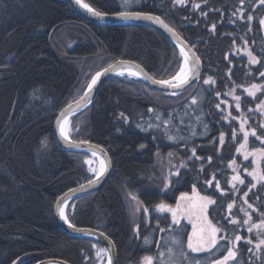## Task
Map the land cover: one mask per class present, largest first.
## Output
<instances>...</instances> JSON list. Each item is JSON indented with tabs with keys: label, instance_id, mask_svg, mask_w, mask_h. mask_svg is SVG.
Returning <instances> with one entry per match:
<instances>
[{
	"label": "trees",
	"instance_id": "obj_1",
	"mask_svg": "<svg viewBox=\"0 0 264 264\" xmlns=\"http://www.w3.org/2000/svg\"><path fill=\"white\" fill-rule=\"evenodd\" d=\"M86 1L107 13L137 10L161 15L195 47L203 74L199 82L175 95L139 79L114 77L88 109L71 117V137L104 146L113 172L102 189L68 204L69 220L106 232L116 244L118 264H141L146 255L155 258L154 264L161 259L210 264L226 254L227 242L219 240L216 249L197 255L187 247L191 224L185 219L173 224L169 213L156 210L161 202L174 206L182 192L191 193L195 186L215 201L208 218L224 228L218 238L234 231L244 238L238 242L237 260L228 264H264V247L258 252L254 246L261 230L249 233V225L229 223L246 218L241 208L252 215V223H259L264 212V181L258 183L248 175L257 164L251 155L244 158L245 151L264 144L249 135L246 148L237 151L243 143V120L245 130L254 128L264 138L260 126L264 111L258 108L264 102V77L259 75L264 72V27L259 24L264 4L244 0L245 19H237L232 13L241 7L240 0H186L183 6L173 0H130L127 8L124 0ZM195 3L199 9L193 8ZM250 12L254 18L248 22ZM248 51L260 62L250 64ZM118 59L136 61L161 79L173 77L183 62L177 46L154 27L94 23L63 0H0V264L45 258L98 263L95 248L102 245L68 234L54 211L64 192L94 177L87 165L93 155L60 147L54 126L60 111L83 94L92 76ZM209 77L214 83L205 84ZM254 83L262 87L249 96ZM235 96H240V109ZM158 151L177 153L185 162L164 191L153 182ZM259 168L264 171V161ZM237 174L243 185L232 181ZM125 191L135 192L148 208L138 229L127 209ZM245 199L257 211L249 209ZM233 201L230 212L227 205ZM145 237L151 243L145 244ZM172 237L182 242L185 257L171 243ZM247 238L252 245L245 243ZM169 247H176L171 257Z\"/></svg>",
	"mask_w": 264,
	"mask_h": 264
},
{
	"label": "snow or ice",
	"instance_id": "obj_2",
	"mask_svg": "<svg viewBox=\"0 0 264 264\" xmlns=\"http://www.w3.org/2000/svg\"><path fill=\"white\" fill-rule=\"evenodd\" d=\"M76 4H78L81 8L87 10L89 13H91L92 15L96 16V17H100L103 18L104 17V13L97 11L96 9L92 8L88 3L83 2V0H75ZM125 4H127L129 2V0H124ZM206 2V0H205ZM186 0H173V4L174 5H185ZM241 3V7L237 8L235 11H233L232 16L236 17L237 19H245L244 17V10L242 8V5L244 3V0H240ZM260 4H264V0H259ZM193 8L195 9H199L200 8V4L199 3H195L193 4ZM118 17L124 20H128V19H132V18H144V19H149V20H154L157 23L162 24L169 32H172L173 35H176L174 29H172L171 27H169L167 24L164 23L163 20H161V18L159 16L153 17L147 14H142L140 12H128V11H121L118 14ZM202 15H207V13H202ZM253 15L250 12L246 19L248 22H251L253 20ZM231 23H235L234 20H230ZM259 24L264 27V17H261L259 19ZM213 30L215 29V25H212ZM248 31H251V27H249ZM233 43H235V41H233ZM245 44L247 45V41L245 40ZM180 55L182 57H184V63L183 65H181L179 67V71L176 73V75L174 77H172L171 79L168 80H154L153 82L156 84H160V85H167L171 88H179L181 87L183 84L187 83L189 76L188 73L192 70H196L198 69V65H199V57H195V53H193V57H194V61H193V66L192 69L188 68V53L185 52V49L182 47L180 49ZM247 55L249 56V63L250 64H255V63H259L260 61L257 59L256 56L253 55L252 51H248ZM110 68L112 66H109ZM108 69H105L104 72H107ZM103 73L101 72H97L91 79V82L87 85V89L88 92H90L93 88V86L97 83L98 79L100 78V76ZM119 75H124L123 71H120L118 73ZM198 75V71L196 73ZM129 75H137L136 72L129 70ZM260 76L264 77V72H260L259 73ZM175 81V82H174ZM205 84H209V83H214V81H212L211 77H209L208 79H206L204 81ZM262 86L261 85H257V84H252L250 86V89H248V95L249 96H255V91L259 90ZM88 92H85V96L88 95ZM173 95H175L176 93H172ZM219 95V93H218ZM81 99L83 100L84 97H81ZM235 101H236V108L240 109V96H235L234 97ZM90 102V101H89ZM79 103V102H77ZM193 103H196L195 100H193ZM217 107H219V105H217ZM69 108H71V105H69ZM258 108L262 111H264V102H261L260 105H258ZM123 116V114H121ZM58 123L60 124L59 127V134L61 137H63L65 140L69 139V134L68 131L66 129V125L68 124V119L66 117V115L62 112L61 113V117H58ZM245 123H247L246 120H243V122L240 124V130L243 132V143L240 144L239 148L237 149L238 152H240L241 150H244L248 144V140H249V135H251L252 137H255L257 140H260L262 144H264V138H261L260 136L257 135L256 129H251V131L249 132L248 130H245ZM262 128H264V124L260 125ZM206 127V126H205ZM236 136V132L233 131V138H235ZM169 139H172V137H169ZM220 142L223 143L224 142V135L223 133H221L220 136ZM143 147V145L141 146ZM193 152V156H195V149L192 150ZM93 155L95 156L96 153L94 152ZM171 155V154H170ZM251 155L253 157V163L257 164V167L253 170L248 172V175L252 177L253 180L259 182L264 181V171H262L259 168V164L261 161H264V147H260L257 148L251 152H244V158L248 159V156ZM197 159H199V157H197ZM211 160V158L209 157V161ZM235 164V161L232 162V165ZM184 165L182 164L181 167H183ZM231 166V165H230ZM234 171H236V169H233ZM91 171L95 172V175L97 178H99L103 172L105 171V165L104 162L101 161V166L99 168V170L96 169H91ZM173 174H178L177 173H173ZM213 179H215V177L213 176ZM232 181L236 182L238 181L239 184L243 185L245 183L244 179L241 178V176L239 174L237 175H233L232 176ZM89 185H91L93 183L92 180H89ZM206 183L211 186L212 184V180H208L206 181ZM216 188L219 189L220 188V184L219 181L216 182ZM83 187V186H81ZM256 184H251V188H255ZM251 188L249 190H251ZM233 189L235 190V184H233ZM248 196V192L244 193V197ZM133 199H136V197H133ZM181 202H184L183 204ZM139 204V201L137 202ZM215 201L212 200L210 197L208 196H202L200 195L195 186H193L192 188V195L190 196L188 193L186 192H182L180 194V198L179 201L176 204V207L173 208L170 205H167L163 202H161L160 204L156 205V210L159 212H169L171 213V219H172V223L173 224H179L180 222V217L182 216H186L190 222H192V233L188 236V241H187V247L192 251V252H211L213 249H216L219 243V240H225L227 242V247H226V254H224L222 257L214 259L212 261H210V264H228L229 261H236L237 260V253L239 251L238 248V242L241 241L242 239H244L241 235L236 234L235 231L233 232L232 236H229L227 234L220 236L218 238V233L225 231L224 228L221 227H217V225L213 224L211 220L208 219L206 213H207V208L208 205L210 204H214ZM244 203L247 204V207L249 209H252L254 212L257 211L256 208L253 207V204L248 203V201L245 199ZM235 205V201H233L232 203H229L227 205V208L229 209V211L231 212V209H233ZM67 207L66 203L62 202V201H58L57 202V210L59 213V216L62 220H64V222L67 224L68 228L73 229L74 231L77 232H81L84 235H91V233L89 231L83 230V229H79L76 227L75 224L71 223L69 221L68 216L65 214V208ZM139 207L137 208V211H139ZM143 211L145 213V215H147L148 213V208L145 207L143 208ZM241 212L244 213V216L246 217L245 219L238 220L236 218H233L231 220H229V223L240 227L241 225H249L248 227V232L251 233L253 231V228L255 229H259L261 231H257L256 232V239L258 240V242L255 243V249L259 252L262 247H264V212L260 213V221L259 223H252V215L245 210L244 208L240 209ZM193 217H195V221H193ZM139 226H137L138 229ZM161 231H164V229H160ZM151 243V241L145 237V244H149ZM171 243L173 245H175L178 248H181V251L179 253V255L181 257H185V253L182 250V242L175 238L172 237L171 238ZM245 243L248 245H252L253 244V240L251 238H247L245 239ZM93 247H95V245H93ZM249 252L253 251L252 247L248 248ZM100 253H104V255L108 256V264H111V256L108 255V250L104 249V248H100L97 252V255H99ZM168 253H169V257L172 256L173 254V248L169 247L168 248ZM160 256H163V253H160ZM259 258V257H258ZM154 257L151 255H146L143 257L141 264H154ZM160 264H179L178 261H174V260H160ZM237 264H240L239 261H237Z\"/></svg>",
	"mask_w": 264,
	"mask_h": 264
},
{
	"label": "water",
	"instance_id": "obj_3",
	"mask_svg": "<svg viewBox=\"0 0 264 264\" xmlns=\"http://www.w3.org/2000/svg\"><path fill=\"white\" fill-rule=\"evenodd\" d=\"M63 1L70 4L73 7V9L78 14H80L83 18H85L86 20H89L91 22H94V23H98L101 25H107V26H109V25L137 24V25H147V26H151V27L158 29L160 32H162L165 36H167L177 46L179 51L182 47L185 49V52L188 53V68L189 69H192V66H193L194 57L192 54L195 53V57H199L198 69L190 71L188 73L189 79H188L187 83L183 84L179 88H171L167 85H160V84H156L153 82L154 80H168V79H171L172 77L167 78V79L156 78L140 63L133 61V60H130V59H118L115 62L109 64L108 66H106V67H104L98 71V72H101L103 74L100 76L97 83L93 86V88L90 92H88V89L86 87L85 91L83 92V94L78 99L70 102L60 111L58 117H61V113L63 112L68 119V124H67L66 129H67L68 134H69L68 140H65L63 137L60 136V134H59L60 124L58 123V117H57V119L55 121V126H54V134H55V138H56L58 144L60 145V147H62L63 149H66V150H71V151L89 152L92 155L95 152L96 153L95 157H97L98 159L101 158V161H103L104 165H105V171L103 172V174L99 178H97L95 175L92 179H90L93 181V183L91 185H89V183H88L89 180L85 181V182L67 190L58 198L57 202L62 201L64 203H66V205L68 206V204L74 198H77V197H80V196H83V195H86L89 193H93V192H96V191L102 189L106 185V183L108 182V180H109V178L113 172V161H112L111 155H110L109 151L104 146H102L96 142H93V141H79V140H75L71 137V135L69 133L71 117L73 115H75L76 113H79L81 111L88 109L93 104V102L95 101L100 89L103 87V85L106 83V81H108L109 79L114 78V77L127 76V77L142 80V81L146 82L150 87L157 89V90H161V91H165V92H169V93L175 92L176 94L181 93V92L185 91L186 89L190 88L193 84H195L201 80L202 74H203V61H202L199 53L195 49V47L186 38H184L174 26H172L168 21H166L159 14L152 13V12H145V11H137V10H125V11L133 12V13L140 12L142 14H147V15H150L153 17L159 16L161 18V20L164 21L165 24H167L169 27L174 29L176 35H173V33L169 32L162 24L157 23L154 20H149V19H144V18H139V19L132 18V19L124 20V19L119 18L117 15L121 11L114 12V13L102 12V11L96 9L94 6H92L86 0H83V2L88 3L92 8H94L97 11H100V12L105 14L103 18H100V17H96V16L92 15L87 10L81 8L78 4H76L75 0H63ZM183 63H184V57H183L182 65H183ZM109 66H112V67L110 68ZM105 69H108V71L104 72ZM129 70L136 72L137 75H129ZM120 71H123L124 75H119L118 73ZM197 71H198V75L196 74ZM91 79H90L89 83L91 82ZM85 92H88L87 96H85ZM81 97H84V99L82 100ZM77 102H79V103H77ZM69 105H71V108H69ZM101 161H100V166H101ZM81 186H83V187H81ZM57 202L55 204L54 211H55V217H56L59 225L68 234H70L72 236L88 238V239L94 240L97 243L101 244L104 249L108 250V255L111 256V264H118V251H117V247H116L114 240L106 232H104L101 229L92 228V227H83V226H77L76 225L77 228L89 231L91 233V235H84L81 232H77V231H74L73 229L68 228L67 224L59 216V213L57 210ZM66 210H67V207L65 208V214L67 215ZM11 264H71V263L66 261V260L59 259V258H45V259H41V260H38L35 262H30L28 260L21 261V262L14 261ZM106 264H108V256H107V263Z\"/></svg>",
	"mask_w": 264,
	"mask_h": 264
},
{
	"label": "rangeland",
	"instance_id": "obj_4",
	"mask_svg": "<svg viewBox=\"0 0 264 264\" xmlns=\"http://www.w3.org/2000/svg\"><path fill=\"white\" fill-rule=\"evenodd\" d=\"M129 2H130V0H129ZM129 2L127 4H125V2H124L123 6L125 8L129 7V5H130ZM192 100H195L197 102L198 101V96L195 95L192 98ZM194 104H196V103H194ZM182 164L184 165L185 162L181 158V156H179L177 153H174V152L162 153L161 151H158L156 153V155H155V169H156L157 174L153 177V180H154L153 182L156 184V188L159 189L160 191L166 190L169 187L173 176H175V174H173V173H177V171H179V169L181 168ZM87 165H88V167L90 169V172L95 174V172L91 171V169L99 170L100 161H99V159L97 157L92 156L91 158L87 159ZM188 194L191 196L192 192L188 193ZM133 197H136V199H133ZM179 198H178V201H179ZM124 200H125L127 209H128V211L130 213V216H131L134 224L137 227V224H138V221H139L141 215H144L147 218L149 213H147V215H145V213L143 211V208H145V205L139 199V197L137 196V194L135 192L125 191ZM138 201H139V204L137 203ZM181 203L183 204L184 202H181ZM176 204L174 206H171V207L175 208ZM210 205H208V208L210 207ZM138 207L140 209L139 211H137ZM208 208H207V213H206L207 217H208ZM162 213H166V211L162 212ZM167 213H169V212H167ZM169 214H170V217H171V213H169ZM179 219H180V221L185 219L186 221L190 222L189 219L186 216H182ZM171 221H172V219H171ZM193 221H195V217H193ZM190 223H191V226H192V222H190ZM99 249H100V247H96L95 248L96 256L98 258V263L97 264H106L107 263V256L104 255V253H100L99 255H97V252H98ZM174 252H176V247L173 248V253ZM195 254L200 255L202 253L199 252V253H195ZM175 257L179 258V256H177V255ZM158 261H159V258H158Z\"/></svg>",
	"mask_w": 264,
	"mask_h": 264
},
{
	"label": "flooded vegetation",
	"instance_id": "obj_5",
	"mask_svg": "<svg viewBox=\"0 0 264 264\" xmlns=\"http://www.w3.org/2000/svg\"><path fill=\"white\" fill-rule=\"evenodd\" d=\"M209 220H210V219H209ZM189 223H190V222H189ZM190 224H191V223H190ZM191 229H192V227H191ZM191 233H192V230H191L190 234H191ZM190 234H189V235H190ZM195 253H197V252H195ZM201 253H204V252H201Z\"/></svg>",
	"mask_w": 264,
	"mask_h": 264
},
{
	"label": "bare ground",
	"instance_id": "obj_6",
	"mask_svg": "<svg viewBox=\"0 0 264 264\" xmlns=\"http://www.w3.org/2000/svg\"><path fill=\"white\" fill-rule=\"evenodd\" d=\"M66 128H67V125H66ZM99 160L101 161V158Z\"/></svg>",
	"mask_w": 264,
	"mask_h": 264
}]
</instances>
